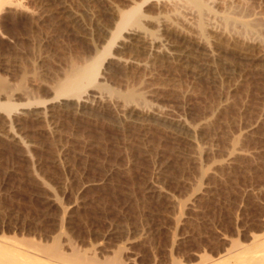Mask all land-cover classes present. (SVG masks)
Returning a JSON list of instances; mask_svg holds the SVG:
<instances>
[{
	"label": "rangeland",
	"instance_id": "374dc122",
	"mask_svg": "<svg viewBox=\"0 0 264 264\" xmlns=\"http://www.w3.org/2000/svg\"><path fill=\"white\" fill-rule=\"evenodd\" d=\"M18 1L0 10V101L50 109L11 122L0 108V237L95 264H206L255 234L264 240V0H227L238 18L259 20L245 49L201 39L172 4L148 0L156 44L185 54L117 39L90 105L55 85L104 48L133 1Z\"/></svg>",
	"mask_w": 264,
	"mask_h": 264
},
{
	"label": "bare ground",
	"instance_id": "6f19581e",
	"mask_svg": "<svg viewBox=\"0 0 264 264\" xmlns=\"http://www.w3.org/2000/svg\"><path fill=\"white\" fill-rule=\"evenodd\" d=\"M132 1H133L132 5H129L125 9L122 8L121 10H119V18H118L119 20L116 24V28L114 27L115 28L114 31L113 30H112L113 32L111 31L112 37L110 36L111 38L109 39V42L107 41L108 43L104 46V48L100 52H98L91 60L85 61L84 63L81 62L82 64L81 63L80 64L75 63V65L73 64L72 67H70V69L68 70V72H66L65 76L55 85L56 86L55 93L59 97L61 96L63 98H67V99L75 97L78 100L77 102H79L80 104H87V103L89 104V102L91 101L90 99H92V98L87 93L88 88L94 87V86H96V87L100 86L101 88L103 87L102 84L100 83V80H99V75L102 72L101 68L105 62L106 57L109 54H112V48H113V45L116 43L117 39L121 41V43H119V44L122 47H129V46L130 47L131 46L132 47L141 46V47H145V48L150 47V49H152L153 51H154V49H156L157 51H160V52L165 49V51L168 55L171 54L170 57L172 56V54L179 53V52L181 54H183V53L185 54L184 50L180 51V50L171 49V48L166 50L167 47L165 45L169 42V40H167V39H166V41H161V42L159 41V44L157 45L156 42L158 41V35H156L155 32L153 30H150L151 28L149 29V27L147 26L148 21L146 20V16L148 17V14L145 13L146 10H144V8H143V5L146 4V2L148 0H132ZM157 1H159V0H157ZM165 1H167V3L169 4L168 6H170L171 4L173 5L172 7H174V8H172V7L171 8H172V10L174 9L175 13L174 12L173 13L175 16H177L176 18L182 19L183 23L186 22L189 25L191 23V26L194 28V32L196 30V32H198V34H199L197 36H200L201 39L202 38H209L208 37L209 34L210 35L215 34L216 36L218 35L220 38H223V40L228 39L227 44H233L232 46H238L239 45L240 48L242 47L245 49L247 46H249V43L246 40V36L249 37L248 35L250 33L255 34V32H252V31L257 30L256 22L258 23L259 20L258 21L254 20L255 18L254 19L238 18L234 13L238 9H236V11H234L235 6L232 3L228 2L227 0H165ZM221 2H223V4L225 3L224 6H226V8H228V9H226V8H224V6H222L224 9L220 13V10L219 11L217 10V6ZM163 3L165 4L166 2L163 1ZM21 5H22V3H21ZM5 6H7V7L8 6H12V7L15 6V9H16V6L17 7L20 6V2L18 0H0V10L3 9ZM220 7H221V5H220ZM8 8L10 9V7H8ZM8 8L5 7L4 9L8 10ZM13 8H11V9H13ZM112 13H114V12H112ZM190 14H195V16H196L193 21L190 19V18H193L190 16ZM116 15H117V13H116ZM212 15H214V16L220 15V17H219V19L221 18L220 28H217L214 25L211 26V23H209L208 16L211 17ZM238 16H241V15H238ZM168 19L170 20L172 18H169V16H168ZM211 19H212V17H211ZM166 20H167V17H166ZM210 21L212 22V20H210ZM160 22H161V20H160ZM263 22H264V20H263ZM162 24H164V23H162ZM159 25H161V24H159ZM237 25H241L242 28L240 29V26H237ZM168 27L166 26L165 29L168 30L169 29ZM257 27H259V26H257ZM227 30L230 32H227ZM232 32L234 35L231 34ZM234 32H236V34ZM258 32L259 31L257 30V33ZM260 36H261V34H260ZM190 37L192 38V35L188 37L189 41H191ZM224 38H227V39H224ZM262 38H263V35H262ZM198 40H200V39H198ZM256 40H258V39H256ZM145 48H142V49H145ZM185 48H187V47L185 46ZM137 49H139V48H137ZM160 52H158V53H160ZM168 55H166V56H168ZM173 57H175V56L173 55ZM116 60H117V63L118 62L122 63L124 61V60L122 61L121 58H117ZM98 90H99V88H98ZM95 96L102 97L104 95L99 90L98 94ZM135 96L136 95L133 91H128L125 95V97L128 100L135 98ZM28 99L29 100L28 101L26 100L24 103H20V102L16 103V101H12V100L0 101V108H3L8 113V115L11 117V120H10L11 122L17 121L19 116H21V115H35L37 118H42V117L47 118L46 115H47V109L48 108H47V106L44 107L45 106L44 103L46 100L44 99L45 101H40V99L39 100L35 99V101H34V99H33V101H32L30 98H28ZM92 101H91V103H92ZM40 107L41 108L44 107V109H38ZM150 108H152V107H150ZM147 110H148L147 112H154L157 116L164 117L165 119L166 118L170 119L173 123L176 124V126L180 127L181 129L184 127H190L188 125L187 121L185 119H183V117L169 116L170 114L165 115L164 113L159 111V109H158V111H154L152 109H150V110L147 109ZM51 114H52V111H51ZM54 117H55V115H54ZM54 117H52V118H54ZM9 125H10V127H8V128L12 129L11 123H9ZM191 129H192V127H191ZM9 130H8V133H9ZM12 131H14V132H12L14 136H16V137L18 136L19 139L22 140L21 136L19 134L15 133L16 132L15 129H13ZM16 137H14V138H16ZM7 238H8V236L3 238V235H2V237H0V264H95L93 259H91L90 257L85 256V255L78 254V255H75V258H72L73 257L72 256L71 257L72 259H69V257L67 258L66 255L62 254L61 252H55L53 254L47 255V254H43L37 250H31V249L25 248V247L17 244L16 240L14 241L12 238H10V239H7ZM230 257H232V258L235 257V259H237L239 261V263H243V264L244 263L245 264H264V240L260 241V239L258 238V235L255 234L252 236L251 241L249 243L244 244L242 246L240 245L238 248H236L234 250H232V249L228 250L227 249L222 255L219 256L218 259H216L215 261L212 260L211 262L208 261L209 263H206V264H230Z\"/></svg>",
	"mask_w": 264,
	"mask_h": 264
}]
</instances>
